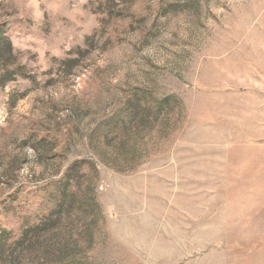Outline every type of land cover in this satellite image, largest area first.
<instances>
[{
	"label": "rangeland",
	"instance_id": "obj_1",
	"mask_svg": "<svg viewBox=\"0 0 264 264\" xmlns=\"http://www.w3.org/2000/svg\"><path fill=\"white\" fill-rule=\"evenodd\" d=\"M0 22L32 77L0 85V226L79 161L81 264H264V0H0Z\"/></svg>",
	"mask_w": 264,
	"mask_h": 264
},
{
	"label": "trees",
	"instance_id": "obj_2",
	"mask_svg": "<svg viewBox=\"0 0 264 264\" xmlns=\"http://www.w3.org/2000/svg\"><path fill=\"white\" fill-rule=\"evenodd\" d=\"M16 76L32 79L18 63L6 25L0 22V85ZM127 98L148 112H158L166 103V99L155 102L144 93L140 96L133 93ZM81 164L71 162L51 184L54 204L40 209L36 222L23 223L16 233L0 226V264H81L74 254L79 243L71 235L69 211L73 204H79L82 209L94 206L93 198L80 187L78 169Z\"/></svg>",
	"mask_w": 264,
	"mask_h": 264
}]
</instances>
